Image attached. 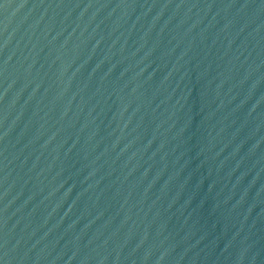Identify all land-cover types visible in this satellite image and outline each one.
Returning <instances> with one entry per match:
<instances>
[{"label": "water", "instance_id": "1", "mask_svg": "<svg viewBox=\"0 0 264 264\" xmlns=\"http://www.w3.org/2000/svg\"><path fill=\"white\" fill-rule=\"evenodd\" d=\"M0 264H264V0H0Z\"/></svg>", "mask_w": 264, "mask_h": 264}]
</instances>
